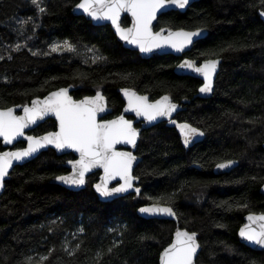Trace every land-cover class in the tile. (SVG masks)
I'll return each instance as SVG.
<instances>
[{
  "label": "trees",
  "instance_id": "trees-1",
  "mask_svg": "<svg viewBox=\"0 0 264 264\" xmlns=\"http://www.w3.org/2000/svg\"><path fill=\"white\" fill-rule=\"evenodd\" d=\"M79 1L0 0V108L73 86L76 100L101 91L114 116L123 105L119 89L129 88L150 99L168 95L184 108L174 121L204 135L184 148L174 123L142 131L133 171L140 193L110 202L94 191L98 173L79 191L55 183L72 154L48 149L14 167L0 196V264H158L178 228L196 233L197 263L264 264V252L237 237L246 215L264 213V23L257 14L264 0H198L183 13L158 17L156 29L207 31L185 56L219 59L209 98L198 97L199 80L174 73L180 58L143 59L123 48L108 25L72 14ZM121 25H129L127 17ZM64 41L75 51H51ZM55 127L49 119L30 134ZM229 160L237 163L233 169L213 172ZM152 203L171 207L176 221L136 214Z\"/></svg>",
  "mask_w": 264,
  "mask_h": 264
},
{
  "label": "snow or ice",
  "instance_id": "snow-or-ice-1",
  "mask_svg": "<svg viewBox=\"0 0 264 264\" xmlns=\"http://www.w3.org/2000/svg\"><path fill=\"white\" fill-rule=\"evenodd\" d=\"M32 2L37 4V0H32ZM189 2L190 0H81L76 7L87 13L93 20L110 21L120 38L136 45L141 53H150L154 49L165 47L183 52L202 35V29L169 30L168 34L164 35L163 29L160 32L152 31V22L162 9L172 6L184 9ZM39 10L45 11L44 8ZM125 12L132 17L130 28L121 27L120 24L121 14ZM19 47L17 45V50ZM61 50L74 52L75 48L68 41H64L63 45H53L51 48L52 52ZM36 54L38 53H33V55ZM95 59L103 58L96 57ZM218 63L217 59H205L200 64H197L195 60H184L179 68L189 69L202 75L204 84L199 91L209 93L213 90V75ZM122 91L128 99L126 111L132 110L148 122L160 117H171V114L177 110V105L172 103L168 96L155 102H149L148 97L138 96L132 90L123 89ZM104 110V97L99 91L94 97H85L81 101H75L68 95V89L51 92L43 100H33L31 107H24L22 116L15 115L12 108L0 110V137H3L5 143L8 144H11L17 137L24 136L26 128L37 124L49 114L55 116L59 128L58 131L49 132L43 137L27 136L26 148L0 153V187L3 186L4 178L8 175V170L13 166L14 161H23L41 148L54 145L57 150L73 149L79 154V159L68 161L72 172L66 176L56 177L65 185L70 187L84 185L86 174L93 168L100 167L104 171V177L101 183L95 185V189L101 196L112 197L133 189V182L136 178L132 176V163L136 158L130 152L117 151L116 145L125 143L135 146L138 130L133 127L132 121L126 120L124 116L98 122L97 114ZM177 127L180 129L186 146L193 138L204 135L203 131L188 123L177 124ZM233 163L229 160L218 164L217 168H228ZM117 177L123 183L110 188L109 182ZM135 192L139 194L140 189L136 188ZM139 211L145 214L175 216L171 207L160 204L141 207ZM247 220L250 223L240 229L239 235L246 241L264 248V214L258 216L250 214ZM198 247L196 233L178 229L174 241L161 254V264H193V257ZM41 259L46 260L48 257Z\"/></svg>",
  "mask_w": 264,
  "mask_h": 264
},
{
  "label": "water",
  "instance_id": "water-1",
  "mask_svg": "<svg viewBox=\"0 0 264 264\" xmlns=\"http://www.w3.org/2000/svg\"><path fill=\"white\" fill-rule=\"evenodd\" d=\"M197 1H198V0H190L189 4H188L184 9H179V8L174 7V6H172V7H168V8H166V9H162L160 12L157 13V18L152 22V31H153V32H160L161 29H163V30H164V35H167L169 30H171V31H178V30H181V29H175V30H173V29H169V28H166V27H162V28H160L159 30L155 31V30H154V27H155V25L157 24V19H158V17H159L161 14H164V13L169 12V11H178V12L183 13V12H185V10H186L190 5H192L194 2H197ZM80 2H81V0H80V1H79V2L73 7V9H72V14H74V15H76V16H83L86 20L90 21V22L92 23V25H94V26H106V25H108V26L110 27V29L112 30L113 34L115 35L116 40L122 45L123 48H125V49H127V50H129V51H132V52H136V53H138V55H139L141 58H143V59H148V58H150V57L153 56V55H172V56H174V57H182L185 53L189 52L190 49H191L192 46H193V45H190V46H189L188 48H186L185 51H183V52H177V51H175L174 49H171V48L165 47V48H162V49H154V50H153L152 52H150V53H141L140 50H139V48H138L136 45L130 44V43H128L127 41H125V40H123V39L120 38V36L116 33L115 27L111 24L110 21H108V20H93V19H92L87 13H85L83 10L78 9L76 6H77ZM262 13H264V11H258V12H257V14H258L260 20L264 23V15H262ZM124 17H127L128 20H129V25H127V26L124 27V28H130V27L132 26V17H131V15H130L129 13H126V12H125V13H122V14H121V17H120V24H121L122 19H123ZM121 27H123V26L121 25ZM183 30H185V29H183ZM196 30H197V29H196ZM202 30H203V29H202ZM185 31H195V30H185ZM206 35H207V31H206V30H203L202 35H201L200 37L196 38L194 43H196L197 41H199V40L205 38ZM184 60H189V59H182V60H181L176 66H175V68H174V73L177 74V75H179V76H189V77H192V78H196V79H198V80H200V81L202 82V84L200 85V87L203 86V84H204V79H203V76H202V75L197 74V73H195V72H193V71H191V70H189V69H181V68H179V65H180ZM217 60L219 61V59H217ZM196 62H197V61H196ZM201 63H203V61H202ZM197 64H198V62H197ZM219 68H220V61H219L218 65H217L216 71H215V73H214V75H213V90H214L215 80H216L217 74H218V72H219ZM200 87L198 88V92H197L198 97H200V98H209V97H211V95H212V93H213V90H212L211 92H209V93H201V92L199 91ZM60 89H68V95L71 96L72 99L75 100V101H81V100H83L85 97H94V96L96 95V93H97V92H96L93 96H85V97H83V98H81V99L76 100V99H74V97L71 95L72 91L74 90V87H73V86H69V87H66V88H60ZM125 89H127V88H125ZM58 90H59V89L54 90V91H51V92H55V91H58ZM122 90H123V89H120V90H119V94H120V96H121V99H122L123 102H124V107H123V109H122V112H121V114H120L119 116H117V117H115V118L108 119V120H114V119H117V118L120 117V116H124V118H125L126 120H129V119H127V117H133L134 119H133V120H130V121H132V125H133L134 128H135V126H134L135 124L142 123V125H141L140 128H135V129L138 130V133H139L138 136H137V139H136V144H135V146L130 145V144H125V143H121V144L116 145V150H117V151L130 152V153H132V155L136 158V159L133 161V163H132V174H133V170H134V168H135L136 165L140 162V158H138V157L134 154V152H135V150H136V148H137V145H138V141H139V136H140L141 130H142V129H148V128L154 126V125H157V124H160V123H163V122H171V121L174 119V117H175L179 112H181L184 108H183L182 106H180L179 104L173 102V101L171 100V98H170L171 102H172V103H175V104L177 105V110L171 114V117H160V118H158V119L155 120V121L148 122L144 117H142V116H137L136 113H135L134 111H132V110H127V111H126V109H128V99H127V97L124 95V92H123ZM129 90H131V89H129ZM132 91H133V90H132ZM51 92H49V93H51ZM99 92H100L101 95L104 97V108H105V110H104L103 112H100V113L97 114V120H98V122H102V121H105L104 117H106L107 115H109V114L111 113V110H110V109L108 108V106H107V100H106L105 96L103 95V93H102L101 91H99ZM134 92H135V91H134ZM49 93L46 94V95H45L44 97H42V98H34V99H32L28 104L12 106V107H9V108H12V109L14 110L15 115H17V116H22V115H24L23 109H24L25 106L31 107V105H32V101H33V100H36V99L43 100L46 96L49 95ZM135 93H136V92H135ZM136 94H137L138 96H146V97H148L149 102H155V101H157V100H160V99H161L162 97H164V96H168V95H162V96H160L159 98H157L156 100L151 101L150 98H149V96H147V95H142V94H139V93H136ZM168 97H169V96H168ZM5 109H8V108H0V110H5ZM49 119L53 120V121L55 122V124H56L55 130L50 131V132H56V131H58V130H59V128H58V121L56 120V118H55V116H54L53 114H49V115L46 116L43 120H39V121L37 122V124H35V125H30L28 128H26V129L24 130V136H22V137H17V139L14 140L11 144L5 143L3 137H0V142H1V144H2V147L4 148L3 151H0V153H3V152H10V151H16V150H18V149L26 148V147H27V143H28V142H27V139H26L27 136H35V135L30 134V132H31L32 130H34L35 128H37L40 124L44 123L45 121H47V120H49ZM179 124H180V123H179ZM176 129H177V133H178V136H179V138H180L181 144H182L184 147H191V146L195 145L196 143H199V142L202 140V136H197V137L193 138V140H192V141L186 146V145L184 144L183 136L181 135L180 129H179L177 126H176ZM47 133H49V132H46V133H43V134L37 135V136H35V137H43V136L46 135ZM19 142H23V143H24V146H23L22 148H14V146H15L17 143H19ZM262 147L264 148V143H263ZM48 149L53 150L57 155L72 154L73 156H75V160H76V159H79V154L76 153L75 150H73V149H65V150L61 151V150H57V149L55 148L54 145H47V146H45L44 148H41L37 153L33 154L32 156H30V157H28V158H25L23 161H19V162L14 161V162H13V166L8 170V175L4 178L3 186L0 187V196H1L2 193H3L4 185H5V181L8 179L9 174H10V172L13 170L14 167H16V166H20V165H23V164H25V163L30 162L31 160L35 159V158H36L41 152H44V151H46V150H48ZM222 163H225V162H222ZM219 164H220V163H219ZM217 165H218V164H217ZM217 165L214 167L213 172H214L215 174H221V173H227V172H229L231 169H233V168L237 165V163L234 162L230 167H228V168H224V169H218V168H217ZM67 168L69 169V172H68L67 174H65L64 176L69 175V174L72 172V167H71V165H70L69 163L67 164ZM97 171L100 172V175H99L98 182H97L96 184L101 183V182H102V179H103V177H104V171H103V169L100 168V167L93 168L90 172H88V173L86 174V176H85V181H86V178H87L89 175H91L92 173L97 172ZM61 176H62V175H61ZM132 176H133V175H132ZM55 183L58 184V185H60V186H62V187L65 188V189H67V190H71V191H79V190L83 189L84 186H85V184H84V185L79 186V187H75V186L70 187V186H68V185H65V184L62 183L61 181H58L57 179H55ZM115 183H117L116 186H118V183H123V181L120 180V179L117 177V179L110 181L108 186L110 187L112 184H115ZM137 183H138V179L136 178V179L134 180V182H133V189H130L127 193H122V194L114 195V196H112V197H107V198L101 196V195L96 191V189H95V185H96V184L94 185V191H95V193H96V195H97L99 201H101V202H109V201H112V200H114V199H116V198H120V197L126 196V195H128V194H130V193H136V192H135V189L138 188V187H137L135 184H137ZM116 186H115V187H116ZM260 193L264 195V184H263V185L261 186V188H260ZM136 194H137V193H136ZM153 204H159V203H152V204L142 205V206H140V207L137 208V210H136V214H137L139 217H141V218H143V219H147V220H148V219H157V220H169V221H174V222L176 221V215H175V216H167V215H163V214H145V213H141V212L139 211V209H140L141 207H147V206H151V205H153ZM160 205H161V206H165V205H162V204H160ZM167 207H168V206H167ZM261 214H264V213L253 214V215H257V216H258V215H261ZM248 215H250V214H248ZM248 215H246V216L244 217V223L240 226V228H239L238 231H237V237H238V240H239L240 243H242L243 245L249 247V248L252 249V250H255V251H263V252H264V248H262L261 246H258V245H255V244H252V243L246 241L244 238H242V237L239 235V233H240V229H241L242 227H244L245 225H247V224L250 223V222L247 220ZM257 226H258V225H257ZM178 229L181 230V231H187V230H185V229H181V228H178ZM178 229H177V230H178ZM177 230H176V231H177ZM176 231H175V232L173 233V235H172L171 242H170L165 248H167V247H168V246L174 241ZM188 232H189V231H188ZM189 233H192V232H189ZM196 240H197V236H196ZM197 243H198V241H197ZM198 245H199V243H198ZM165 248H163V250H162V251L160 252V254H159L158 264H161L160 257H161V254L163 253V251H164ZM199 252H200V245H199V247H198V249H197L196 254H195L194 257H193V264H200V263H197V262H196V259H197V256H198Z\"/></svg>",
  "mask_w": 264,
  "mask_h": 264
},
{
  "label": "flooded vegetation",
  "instance_id": "flooded-vegetation-1",
  "mask_svg": "<svg viewBox=\"0 0 264 264\" xmlns=\"http://www.w3.org/2000/svg\"><path fill=\"white\" fill-rule=\"evenodd\" d=\"M259 11H261V10H259ZM156 26V25H155ZM160 28H158V29H156L155 27H154V30L155 31H157V30H159ZM186 30V29H185ZM195 44V43H194ZM188 53V52H187ZM187 53H185L182 57H177V58H180V60L178 61V63L182 60V59H189V60H192V59H190V58H188L187 56H185ZM195 61H197V60H195ZM202 61H204V60H202ZM201 61V62H202ZM198 62V64H200L201 62H199V61H197ZM177 63V64H178ZM198 80V79H197ZM200 81V80H199ZM201 82V81H200ZM201 84H202V82H201ZM200 84V85H201ZM200 87V86H199ZM198 87V88H199ZM122 89H125V88H122ZM127 89H129V88H127ZM120 90V89H119ZM118 93H119V91H118ZM137 93V92H136ZM120 95V94H119ZM142 95H145V94H142ZM164 95H166V94H164ZM93 96V95H92ZM148 96V95H147ZM106 98V97H105ZM120 98H121V96H120ZM150 98V97H149ZM159 98V97H158ZM157 99V98H156ZM156 99H150L151 101H153V100H156ZM107 100V99H106ZM122 100V99H121ZM122 103H123V105H122V108H121V111L117 114V115H114V116H111V113L109 114V115H107L106 117H104V119L105 120H108V119H111V118H115V117H117V116H119L120 114H121V112H122V109H123V107H124V102H123V100H122ZM108 106V105H107ZM109 108V107H108ZM127 119H129V120H133L134 118L133 117H127ZM174 119H175V117H174ZM174 119L172 120V121H174ZM176 122V121H175ZM163 123H169V124H173L172 122H163ZM180 123H186V122H180ZM177 124H179L178 122H176V123H174V125H175V128H176V126H177ZM141 125H142V123H138V124H135L134 126H135V128H140L141 127ZM154 126H156V125H154ZM154 126H152V127H154ZM151 128V127H150ZM149 129V128H148ZM144 130H147V129H142L141 130V133H142V131H144ZM176 131H177V129H176ZM141 133H140V135H141ZM178 134V133H177ZM140 137V136H139ZM180 139V138H179ZM181 142V141H180ZM184 147V146H183ZM192 147V146H191ZM184 148H190V147H184ZM136 151V150H135ZM134 154H135V152H134ZM66 155V154H65ZM136 155V154H135ZM59 156H61V155H59ZM74 158H73V160H75V156H73ZM138 157V156H137ZM139 158V157H138ZM68 164V163H67ZM139 164V163H138ZM137 164V165H138ZM136 165V166H137ZM136 168V167H135ZM134 168V169H135ZM68 169V168H67ZM134 171V170H133ZM68 172H69V169H68ZM67 172V173H68ZM67 173H65V174H67ZM95 173H98V179H99V175H100V172L99 171H97V172H94V173H92V174H95ZM64 174V175H65ZM91 174V175H92ZM133 175V174H132ZM90 176V175H89ZM133 177H135L134 175H133ZM136 178V177H135ZM87 179V178H86ZM98 179H97V182H98ZM86 182V181H85ZM96 182V183H97ZM95 183V184H96ZM138 183H139V180H138ZM138 183L137 184H135L137 187H138ZM94 184V185H95ZM117 185V183H115V184H112L111 186H110V188L111 187H115ZM139 188V187H138ZM130 194H134V193H130ZM136 194V193H135ZM129 195V194H128ZM117 199V198H116ZM110 202V201H109ZM146 205V204H145ZM142 206V205H141ZM140 207V206H139Z\"/></svg>",
  "mask_w": 264,
  "mask_h": 264
},
{
  "label": "bare ground",
  "instance_id": "bare-ground-1",
  "mask_svg": "<svg viewBox=\"0 0 264 264\" xmlns=\"http://www.w3.org/2000/svg\"><path fill=\"white\" fill-rule=\"evenodd\" d=\"M181 105V104H180ZM182 106V105H181Z\"/></svg>",
  "mask_w": 264,
  "mask_h": 264
}]
</instances>
